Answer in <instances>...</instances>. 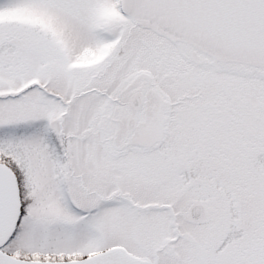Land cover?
<instances>
[{"label": "snow or ice", "instance_id": "1", "mask_svg": "<svg viewBox=\"0 0 264 264\" xmlns=\"http://www.w3.org/2000/svg\"><path fill=\"white\" fill-rule=\"evenodd\" d=\"M0 264H264V0H0Z\"/></svg>", "mask_w": 264, "mask_h": 264}]
</instances>
